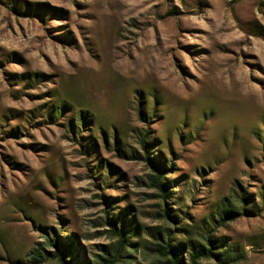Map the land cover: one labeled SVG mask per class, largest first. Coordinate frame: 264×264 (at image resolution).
Returning <instances> with one entry per match:
<instances>
[{"label":"rangeland","instance_id":"rangeland-1","mask_svg":"<svg viewBox=\"0 0 264 264\" xmlns=\"http://www.w3.org/2000/svg\"><path fill=\"white\" fill-rule=\"evenodd\" d=\"M262 8L0 0V264H28L36 248L54 250V236L72 241L74 264L92 262L110 243L109 221L147 238L161 210L145 130L176 224L196 236L243 192L246 212L215 233L239 245L241 264H264ZM53 105L63 109L48 117ZM80 111L88 120L76 122ZM134 255L130 264H146Z\"/></svg>","mask_w":264,"mask_h":264},{"label":"trees","instance_id":"trees-1","mask_svg":"<svg viewBox=\"0 0 264 264\" xmlns=\"http://www.w3.org/2000/svg\"><path fill=\"white\" fill-rule=\"evenodd\" d=\"M238 0H233V3ZM264 12V8L261 9ZM63 109L61 106H52L47 111L48 117L56 116ZM55 112V114H54ZM146 111L138 108L139 118L146 120ZM88 120L86 114L80 111L76 122ZM73 117H69L68 126L71 131L79 132L80 128ZM77 128V131H76ZM148 131L145 130L139 138V143L146 159L150 160L152 174L149 176L148 185L152 187L159 199L161 223L154 225L148 232L147 238L139 241L133 240L124 222L109 221L108 228L104 230L110 243L92 262L82 264H130L131 259L138 253L146 264H241L244 256L237 243H229L225 237L217 236L218 226H223L228 221L234 220L247 210L249 199L245 194H231L238 205L231 203L230 199L221 202L218 208V218L213 227L205 223V228L192 235V228L180 227L175 218L170 214V208L165 204L171 197V190L166 183V166L160 159L153 156L149 159L153 146ZM92 148V146H91ZM90 150V147L87 148ZM181 234L182 237H178ZM48 245L54 247L36 248L27 259L28 264H42L44 261H54L55 264H74L68 255L73 248L72 241L66 243L58 236L48 240Z\"/></svg>","mask_w":264,"mask_h":264}]
</instances>
